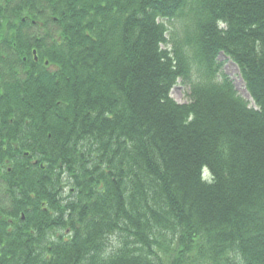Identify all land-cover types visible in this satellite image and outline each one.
I'll return each instance as SVG.
<instances>
[{
  "label": "trees",
  "instance_id": "16d2710c",
  "mask_svg": "<svg viewBox=\"0 0 264 264\" xmlns=\"http://www.w3.org/2000/svg\"><path fill=\"white\" fill-rule=\"evenodd\" d=\"M0 169V264H264V0H0Z\"/></svg>",
  "mask_w": 264,
  "mask_h": 264
},
{
  "label": "rangeland",
  "instance_id": "374dc122",
  "mask_svg": "<svg viewBox=\"0 0 264 264\" xmlns=\"http://www.w3.org/2000/svg\"><path fill=\"white\" fill-rule=\"evenodd\" d=\"M169 27L170 29L172 28L179 29L180 25L174 22L173 24H169ZM219 61L223 62L224 64L223 71L233 81L234 87L236 91L238 92V94L240 95V97H242L245 100H248L249 95L247 93L244 81L241 77L238 67L232 61L228 60L225 56H221L219 58ZM190 92H191L190 84L184 83L182 80H179L177 85L172 90L171 96L174 99V101H176L178 104H188L191 101ZM64 196L67 197V193H65ZM55 235H52V236H55Z\"/></svg>",
  "mask_w": 264,
  "mask_h": 264
},
{
  "label": "flooded vegetation",
  "instance_id": "af4514ba",
  "mask_svg": "<svg viewBox=\"0 0 264 264\" xmlns=\"http://www.w3.org/2000/svg\"><path fill=\"white\" fill-rule=\"evenodd\" d=\"M8 172L10 173L11 169H9ZM0 174H1V169H0ZM10 192H11L10 189H8L7 193H5L4 190L2 188H0V206H1V208H4L5 206H7V204H8L7 201L10 199ZM0 216H3V214L0 213Z\"/></svg>",
  "mask_w": 264,
  "mask_h": 264
}]
</instances>
